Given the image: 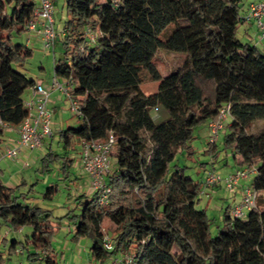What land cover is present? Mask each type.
<instances>
[{
	"label": "trees",
	"instance_id": "1",
	"mask_svg": "<svg viewBox=\"0 0 264 264\" xmlns=\"http://www.w3.org/2000/svg\"><path fill=\"white\" fill-rule=\"evenodd\" d=\"M245 1L67 0L65 52L55 75L72 78L81 123L60 130L59 143L69 150L83 140L115 138L107 177L115 208L99 207L92 195L79 196L82 211L73 240L90 237L92 259L133 251L136 264H264V207L257 203L245 218H232L226 210L212 237L207 211L197 209L201 182L171 166L178 154L194 153L195 129L216 120L229 104L232 119L223 148L210 144L208 152L215 160L223 151L242 166L256 165L253 186L264 195V127L250 132L264 120V51L237 37L246 23ZM35 6L33 0H0V120L14 127L26 115L24 93L36 83L20 69L32 50L15 37L25 32ZM88 29L96 35L94 43L86 44ZM159 51L186 57L162 77L154 62ZM144 71L159 81L157 92L142 90ZM159 107L167 115L156 123L150 110ZM4 132L0 125V152ZM52 143L41 158L42 172L58 161L67 174L73 160L55 154ZM18 188L0 180V229L5 224L20 232L29 226L34 248L27 252L29 261L55 264L51 212L24 202ZM55 191L49 187L44 197L51 199ZM105 234L114 239L113 252L103 247ZM25 248L12 240L9 255Z\"/></svg>",
	"mask_w": 264,
	"mask_h": 264
},
{
	"label": "rangeland",
	"instance_id": "2",
	"mask_svg": "<svg viewBox=\"0 0 264 264\" xmlns=\"http://www.w3.org/2000/svg\"><path fill=\"white\" fill-rule=\"evenodd\" d=\"M67 0H55V25L56 30L59 31L63 28L64 24L69 20L66 10ZM247 4L248 1H245ZM248 33V36L246 35ZM28 36V35H27ZM258 29L255 23L246 22L239 26L237 30V37L243 42L252 41L256 43L260 51H264V41L259 42ZM25 34H21L15 37V42H18L26 48L32 50V56L27 59L23 66L20 67L29 80L40 81L43 86L49 85V82L54 79L55 63L63 57L65 50L62 45L61 34L58 36L55 51L46 50L42 43L34 44L26 40ZM32 40V39H31ZM186 55L184 53L159 51L154 59L158 70L162 77H165L172 72H175L180 68L185 60ZM60 81L65 82L64 77L59 76ZM144 82L141 86L142 90L146 94H152L157 92L159 81H154L148 75L147 72H143ZM45 87V88H46ZM28 95V90L24 93V98ZM62 102L60 103L54 118L52 121L53 131V143L52 150L55 154L63 156L66 155L73 160V165L69 168L68 173L65 174L61 170V163H50L49 171L42 172L41 158L45 155H39V158L35 156L29 160V168H17L11 167L9 160H1L0 168L5 170L4 173H0V180L14 188H18V194H23L22 200L29 202L31 206H37L44 210L51 212V222L53 225V233L50 237L51 248L55 257V264H88L92 259L90 248L92 246V240L90 237H82L78 240H73L75 234V222L76 216L80 215L82 207L79 203V196L88 195L86 179L81 174L80 164V145L74 146L72 149L65 150L63 145L59 143L60 130L67 127H78L81 123L76 113L71 110V101L62 96ZM51 104V101H50ZM164 111V112H163ZM150 115L154 122H162L166 118V111L162 108H155L150 110ZM165 115V116H164ZM229 120L227 123H229ZM264 127V120H260L250 131L252 134L257 133ZM208 129V125L204 124L195 129L194 139L191 141L190 146L193 148L194 153L188 156L186 153L178 154L171 166H178L185 170V173L189 175L196 182H202L204 175L207 171H214L219 174L226 170L225 162L228 160L230 166L234 165L232 155L226 154L221 151L216 161L208 152L210 139L205 135ZM11 131L6 130L3 135L2 149H6L12 144H9L8 137ZM227 133V128L221 133L218 140V148H223V136ZM7 143L9 145H7ZM47 148V147H46ZM19 156L21 159L23 153ZM35 153V152H34ZM114 157L112 158V167L114 166ZM203 168H206L203 170ZM219 172V173H218ZM221 174V173H220ZM89 180V179H88ZM23 181L27 182V186H20ZM34 184L33 191L29 193L31 185ZM90 184V183H89ZM55 187L56 191L51 199L44 197L46 190L49 187ZM260 196V195H259ZM26 198V199H25ZM83 199V198H81ZM111 203V202H110ZM233 203L230 198L225 199L220 206L221 210L213 207L212 205L197 204V209L207 210V215L211 220L210 233L212 237H216L220 229L223 226V218L225 211L229 210V207ZM111 208H115L114 204H110ZM261 207H264L262 205ZM231 208V207H230ZM22 231V232H21ZM19 232H10L7 226L4 224L0 229V252L3 255L4 264H37V262L29 261L28 251H33L32 244H26V240L30 241L32 237V229L29 226H25ZM22 233V234H21ZM6 239V242L2 240ZM12 240H17L26 246L23 254L9 255V248ZM21 246V245H19ZM21 248V247H19ZM133 252V251H132ZM131 252V253H132ZM46 264V262H41ZM93 264H99L97 261H93Z\"/></svg>",
	"mask_w": 264,
	"mask_h": 264
},
{
	"label": "built area",
	"instance_id": "3",
	"mask_svg": "<svg viewBox=\"0 0 264 264\" xmlns=\"http://www.w3.org/2000/svg\"><path fill=\"white\" fill-rule=\"evenodd\" d=\"M36 4L31 18L25 26V32L30 35L27 40L31 41L32 35L38 36L46 50H54L57 44L58 32L55 25L54 0H33ZM245 21L255 23L258 29V41H264V0H253L249 3L245 15ZM88 39L86 44L94 43L96 35L90 29L87 30ZM52 90L58 91L71 101V110L78 116L81 114L77 101L72 97L74 84L72 78L66 77L61 83L55 75L52 80ZM28 99H24L23 106L26 115L20 125L14 127L0 120V125L6 130L17 131L16 141L4 149L0 154L1 159L16 162L23 151L33 153L43 147V143L53 134L52 121L53 110L50 108L51 92L41 83H35L28 89ZM232 119L230 105L224 104L218 113L216 120L208 122L210 144H216L222 132L227 127V122ZM80 163L82 171L88 176L90 195L95 197L99 207L110 204L111 187L107 183V177L112 169V158L114 157L115 138L112 135L104 142L81 141ZM30 167L29 160L23 165ZM257 166L250 164L242 169L222 177L214 171H207L201 182L200 196L208 197L209 192L215 187L223 186L228 192H234L236 186L242 180H248L256 176ZM260 192L255 189L253 182L244 186L240 203L231 209L232 218H245L249 212L257 208ZM103 247L109 252L115 249L114 239L105 234ZM21 253V250H18ZM41 264V263H37ZM113 264H136L134 255L130 252L116 257Z\"/></svg>",
	"mask_w": 264,
	"mask_h": 264
},
{
	"label": "crops",
	"instance_id": "4",
	"mask_svg": "<svg viewBox=\"0 0 264 264\" xmlns=\"http://www.w3.org/2000/svg\"><path fill=\"white\" fill-rule=\"evenodd\" d=\"M251 1H253V0H249L248 1V3L246 4V7H245V11L247 10V8H248V5H249V3L251 2ZM245 24V23H244ZM62 30H63V28L59 31V34H61V36H64V34L62 33ZM23 34H25V38H26V40H28L29 38H30V35L28 34V33H26V32H24ZM28 35V36H27ZM246 35L248 36V33L246 32ZM31 41H30V43H33L34 42V44H40L41 43V41H40V39L38 38V36H36V35H32V37H31ZM256 39H257V37H256ZM250 43H252V44H254L252 41H250ZM254 45H256V43L254 44ZM257 46V45H256ZM56 48V47H55ZM55 51V49L53 50V52ZM54 76H55V74H54ZM61 77V76H60ZM65 78V80H66V76L64 77ZM58 79H59V76H58ZM53 80V79H52ZM52 80L49 82V85H47V89L48 90H50V92H51V96H50V101H51V104L49 105L50 106V108L53 110V113L55 114L56 113V110L58 109V107H59V105H60V103L62 102V96L63 95H61L58 91H53L52 90ZM59 81H60V79H59ZM61 82V81H60ZM36 83H40V81H37ZM62 83V82H61ZM64 83V82H63ZM29 98V95H27V97L26 98H24V99H28ZM53 118H54V115H53ZM230 123H231V121L227 124V126H229L230 125ZM207 125H208V122L206 123ZM205 135L207 136V137H209V131H208V129H207V131L205 132ZM18 138V133H17V131H11V133H10V136L8 137V140H9V144H13L15 141H16V139ZM51 139H53V134H52V137L51 138H47L45 141H44V144H43V147L40 149V150H37V151H35V153L33 152V153H30V152H27V151H25L24 153H23V155H22V157H21V159L19 160L18 159V161H16V162H11L10 164H11V167L12 168H24V163L26 162V161H28V160H30V159H32V158H34V160H35V156H37V158L36 159H38L39 158V155H44L46 152H47V144H48V142L51 140ZM7 143V145H9ZM218 143V142H217ZM217 143L216 144H212V145H216L217 147H218V145H217ZM80 149H81V146H80ZM4 151V149H1V152H0V154L2 153ZM81 153V152H80ZM226 156H228V155H226ZM43 158V157H42ZM1 160H6V159H1L0 158V161ZM114 161H115V159H114ZM216 161V160H215ZM80 162V161H79ZM81 164V163H80ZM225 168H226V170H224V171H222V172H218L222 177H225V176H227V175H229V174H231V173H233L234 171H236V170H238V169H242V168H244L246 165H244V166H242V165H240V161H239V159L237 160V161H235L234 162V165L233 166H230V164H229V162H228V160H226V162H225ZM206 168H203V170H205ZM4 171L5 170H3V169H1L0 168V173H4ZM19 171H22L21 169H19ZM81 174H82V177L84 178H87L86 179V186H87V189H88V192L90 193V189H89V180H88V176L82 171V169H81ZM253 180H254V176H252L251 178H249L248 180H242L241 182H240V184L238 185V186H236V188H235V190H234V192H228L223 186H218V187H215L213 190H211L210 192H209V195H208V197H204V196H200L199 195V202L198 203H203V204H206V207H207V205H212L213 207H215V208H217V209H219V211L221 210V207L223 206V202H225V199H226V197L227 198H230L231 199V201H232V203H233V205L232 206H230L229 207V211L231 212V209L234 207V206H236V205H238L239 203H240V201H241V199H242V190H243V188H244V186H246V185H250V184H252V182H253ZM90 194H88L87 196H89ZM222 204V206H220ZM262 205H264V195L260 192V196H259V201H258V206L260 207V206H262ZM206 210V209H205ZM207 211V210H206ZM224 217V216H223ZM221 221H223V218H221ZM22 232V231H21ZM22 234V233H21ZM32 237H31V239H30V241H28V240H26V244H30L31 245V243H32ZM19 254H21L22 255V253H19ZM122 254L123 253H121V252H118V253H115L113 256H111L110 258H108V259H105V260H103V261H97L99 264H113L114 263V260H115V258L116 257H120V256H122ZM93 261H96V260H94V259H90V262L88 263V264H93Z\"/></svg>",
	"mask_w": 264,
	"mask_h": 264
}]
</instances>
